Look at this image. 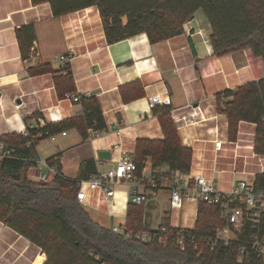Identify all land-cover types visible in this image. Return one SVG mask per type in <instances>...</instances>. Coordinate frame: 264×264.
Returning <instances> with one entry per match:
<instances>
[{
    "label": "crops",
    "instance_id": "0c3cea01",
    "mask_svg": "<svg viewBox=\"0 0 264 264\" xmlns=\"http://www.w3.org/2000/svg\"><path fill=\"white\" fill-rule=\"evenodd\" d=\"M25 26L33 27L35 38L22 59L16 31ZM210 36V25L198 11L182 33L170 39L152 44L142 33L108 44L96 7L56 18L48 3L0 0V137L23 135L29 127L59 124L79 115V104L58 96L57 83L65 77L67 65L74 94L96 98L107 130L83 140L76 129L68 128L56 133L54 142H38L37 159L58 163L65 179L75 180L88 161L93 163L85 171L90 178L114 168L120 155L134 156L140 140L162 141L158 117L149 104V98L158 95L170 99L181 144L191 151L188 175L203 176L221 192L238 181L254 183L264 173V155L254 150L256 126L240 122L231 141L227 117L217 111V95L257 82L264 77V65L249 49L215 57ZM61 55L67 63L57 60ZM42 65L51 71L30 74ZM216 143H221L220 150ZM37 173L35 166L30 168L28 180L35 182ZM171 185L167 166L152 167L148 157L141 176L117 185L111 199L82 185L85 196L80 204L101 227H119L126 223L129 194L136 190L148 198L143 205L147 230L164 225L191 230L198 205L184 203L172 209ZM44 261L40 249L0 222V264Z\"/></svg>",
    "mask_w": 264,
    "mask_h": 264
},
{
    "label": "trees",
    "instance_id": "16d2710c",
    "mask_svg": "<svg viewBox=\"0 0 264 264\" xmlns=\"http://www.w3.org/2000/svg\"><path fill=\"white\" fill-rule=\"evenodd\" d=\"M34 4L48 3L54 17H61L88 7L99 11L106 42L113 44L129 37L146 34L149 42L158 43L183 31V25L201 11L211 29L210 43L215 57L249 49L264 65V0H31ZM22 59L28 57L35 38L32 26L16 31ZM47 66H36L30 74L50 72ZM57 88L60 98L74 94L72 78L67 65ZM81 111L75 118L43 127L27 128V136L11 134L0 137L10 157L0 162V222L40 249L43 264H263L247 244L250 232L233 239L227 246L211 251L207 239L215 229L222 228L218 207L198 204L197 220L189 230L196 238L200 252L187 248L180 251L170 242H141L103 228L93 222L76 198L80 183L90 179L85 172L86 162L75 180L65 179L56 164L58 175L49 183L28 180V170L37 161L36 146L48 135L68 128L76 129L83 140L87 130L95 135L107 130L100 106L95 97H81ZM217 111L227 117L228 138L236 139L240 122L256 126L254 150L264 155V77L247 83L234 91L217 95ZM152 112L158 117L162 141L140 140L132 157L139 178L146 158L152 167L166 165L168 172L187 174L191 165V151L182 146L168 106H156ZM96 174V172L94 173ZM93 174V175H94ZM255 194L264 193V173L253 183ZM143 205L129 203L124 224L132 233L149 231L143 224ZM165 227L168 231L179 229ZM264 234V225L262 228ZM245 246L246 256L238 262L239 248Z\"/></svg>",
    "mask_w": 264,
    "mask_h": 264
},
{
    "label": "built area",
    "instance_id": "2783aa9c",
    "mask_svg": "<svg viewBox=\"0 0 264 264\" xmlns=\"http://www.w3.org/2000/svg\"><path fill=\"white\" fill-rule=\"evenodd\" d=\"M58 61L67 63L68 58L61 55ZM80 95H67L66 99H70L73 103H79ZM83 97H90L85 95ZM149 104L152 108L156 106H170L169 98L160 99L158 95L149 98ZM40 127V126H39ZM43 127V126H42ZM63 135L65 133H62ZM89 138L94 136L91 129L87 130ZM27 136V132L23 134ZM50 142H54L55 135H48L46 138ZM215 148L220 150L221 143H216ZM11 150L5 149L0 143V162L10 157ZM35 167L38 173L35 175V182L49 183L56 175L58 170L56 164H50L46 160L37 159ZM136 165L131 157L120 155L114 168L105 172H97L88 181L81 182L76 198L79 203L84 199L81 186L87 185L91 190H99L106 199L114 196V188L122 183L131 184L135 181ZM172 185L170 187V207L172 209H181L184 203L198 205L205 203L208 206L218 207L221 220L224 222L222 228L214 230L212 235L207 239V247L213 251L218 246H227L233 239L245 235L246 228L250 232L247 236V244L249 248L256 253L257 257L264 264V234L262 228L264 225V193L255 194L253 192V183L246 181H238L231 190L221 192L217 189L214 182L204 178L203 176H190L179 171L171 174ZM129 203L135 206H141L148 203V198L144 193L136 190L130 192ZM179 229L176 232L168 231L165 227H159L154 231L136 232L127 231L124 225L113 227L115 233H124L128 239H136L141 242H150L157 238L159 242H170L172 246L180 251L192 248L194 251L200 252L196 243V238L191 235L186 228ZM246 256V248L242 246L238 251V262L241 263Z\"/></svg>",
    "mask_w": 264,
    "mask_h": 264
},
{
    "label": "water",
    "instance_id": "95a60500",
    "mask_svg": "<svg viewBox=\"0 0 264 264\" xmlns=\"http://www.w3.org/2000/svg\"><path fill=\"white\" fill-rule=\"evenodd\" d=\"M98 156L99 157H104V156L106 157V153H99Z\"/></svg>",
    "mask_w": 264,
    "mask_h": 264
}]
</instances>
